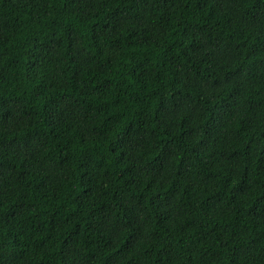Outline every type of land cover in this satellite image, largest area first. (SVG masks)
I'll list each match as a JSON object with an SVG mask.
<instances>
[{"label": "trees", "instance_id": "obj_1", "mask_svg": "<svg viewBox=\"0 0 264 264\" xmlns=\"http://www.w3.org/2000/svg\"><path fill=\"white\" fill-rule=\"evenodd\" d=\"M0 264H264V0H0Z\"/></svg>", "mask_w": 264, "mask_h": 264}]
</instances>
